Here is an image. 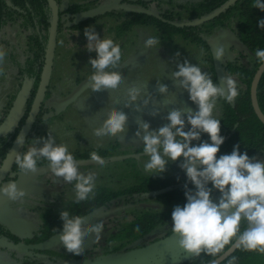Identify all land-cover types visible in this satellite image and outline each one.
<instances>
[{
    "label": "clouds",
    "instance_id": "1",
    "mask_svg": "<svg viewBox=\"0 0 264 264\" xmlns=\"http://www.w3.org/2000/svg\"><path fill=\"white\" fill-rule=\"evenodd\" d=\"M253 7L264 12V0H254ZM257 27L264 29V19H257ZM84 36L87 39L86 51L96 54L88 62L93 69L89 80L92 91L110 95L118 93L124 77L109 69H116L121 63L120 45L111 38H101L93 26L85 28ZM159 45L160 40L155 36L144 40L146 49ZM4 55L0 51V60ZM213 55L217 61L221 60L225 55L224 46H217ZM176 56L179 57L180 53L177 52ZM255 57L264 66V49L256 50ZM176 69L167 74L163 72L165 79L173 83L175 92H169L163 80L156 81L159 95L167 104L173 105L164 117L168 123L153 129L150 123L138 121L135 132L147 157L142 164L145 173L150 177L161 176L169 162L179 161L187 182L193 185L194 190L185 185L186 203L176 206L171 213L172 232L178 237L179 246L190 254L203 252L214 257L233 243L245 251L264 253V161L250 158L247 152L241 153L239 144L230 154L217 156L225 140L221 135V121L214 116L217 100L222 98L229 103L234 102L239 94L237 81L232 76H223L214 83L207 72L188 59L177 62ZM185 92L196 111L180 104L178 95ZM124 101L126 108L142 101V105L135 108L137 112L152 102L153 117L161 111L152 96L142 93L138 87L130 88ZM127 122L128 115L124 111L113 110L102 124L93 128V135L98 140H123L129 131ZM203 134H207L210 142L201 139ZM25 142L23 133L17 135V145L23 148ZM41 161L46 162L53 177L68 184L74 182V203L94 197L98 177L91 172H80L79 161L69 151V146L57 143L50 132L46 137L31 139L27 150L15 156V164L25 175L35 174ZM90 161L101 168L106 163L95 151L90 154ZM214 191L220 194L218 201L211 198ZM25 195L17 183H0V200L21 201ZM60 219L59 242L68 253L77 257L85 242L93 235L99 238L104 227L102 222H98L85 229L83 219L70 215L67 210L61 211ZM242 220L247 224L243 231L240 229Z\"/></svg>",
    "mask_w": 264,
    "mask_h": 264
},
{
    "label": "trees",
    "instance_id": "2",
    "mask_svg": "<svg viewBox=\"0 0 264 264\" xmlns=\"http://www.w3.org/2000/svg\"><path fill=\"white\" fill-rule=\"evenodd\" d=\"M56 4H60L63 0H54ZM71 3L67 10H60V26L58 38L66 28L73 31L85 30L95 23L103 22V28L109 27L118 37H125L130 43V37L133 34L142 33V45L144 40L149 36H155L160 40V45L153 47L158 50L167 48L190 47L201 53L203 62V71L207 72L214 83H218L215 73L213 57L209 48V40L216 34L224 33L231 30L238 39L246 46V51L238 52L239 58L229 61L224 65L225 74L236 77L242 86H238L239 94L234 102L229 103L225 99L218 98L221 107V135L225 137L220 152L217 154H230L233 147L240 145L241 153L247 152L250 158H256L264 161V124L255 114L252 100L251 89L256 73L261 64L255 57L258 49H264V29L257 27V19H264V12L253 7L254 0H234V4L230 0H188L180 3L171 0L172 9L164 13L158 14L162 20L153 18L136 12L135 10H118L111 13L100 20L77 21L78 17L93 8L86 0H70ZM155 0H127L125 3L134 6H141L144 10H149L148 3ZM87 3V4H86ZM53 22V9L50 0H0V51L5 53L0 60V67L4 63L12 65L13 74L21 83L29 84L32 88L28 102L24 106L21 118L17 123V129L14 137L20 134L27 116L34 104L36 94L40 88L41 80L44 74L46 52L49 42L50 31ZM97 23V24H98ZM16 28L25 35V45L19 50L20 57L10 40V32ZM208 39H205V37ZM58 41V40H57ZM144 49H146L144 47ZM144 51V50H143ZM242 87V89H240ZM9 97L15 100L17 92L11 91ZM257 102L261 113L264 116V73L261 77L258 90ZM201 139L210 142L207 134H203ZM6 138H0V169L4 165L7 153L10 147L2 148L1 145ZM118 145H112L110 149L111 161L118 157ZM143 148L138 147L136 152L143 153ZM132 152L127 149L126 155ZM102 157L101 153L98 154ZM118 160V159H117ZM116 160V161H117ZM126 167L128 175L125 179L131 178V182L118 188H96L94 200L84 203L88 209L81 214H73L72 216H80L84 218L92 211L98 210L108 203L114 206L115 202L122 201L124 212L131 213L136 219L122 231L111 236V242L126 241L123 245H111L112 249L106 253V256L122 253L144 247L145 244L137 246L136 243L145 241V239L153 233L165 226L171 220V215H166L151 207V203L155 201L169 202L172 205L183 206L186 203L185 185L189 189L194 190L193 185L187 182L185 173L180 169L171 173L166 169L161 176H147L139 171L137 160L134 157L126 159ZM218 192L214 191V194ZM140 206H149L143 208ZM121 210V212L123 211ZM128 210V211H127ZM57 220H60L58 222ZM43 229L38 231V235L45 239H51L59 235L62 229V221L60 216L55 223H47ZM4 229L0 233V238L6 243L18 246L23 242L32 244L33 241L24 240L21 237L10 233V229L0 222ZM247 224L241 221L240 229L245 230ZM12 232V231H11ZM172 229L166 235H171ZM119 239V240H117ZM135 244V247H130ZM141 244V243H140ZM230 244L216 256H210L205 253L193 255L182 264H210L222 257L232 246ZM34 254L53 255L54 251H41ZM73 257L62 255L58 261H68ZM53 262V261H50ZM22 264H41L38 261L23 262ZM221 264H264V253L255 251H245L238 248L235 253L223 261Z\"/></svg>",
    "mask_w": 264,
    "mask_h": 264
},
{
    "label": "rangeland",
    "instance_id": "3",
    "mask_svg": "<svg viewBox=\"0 0 264 264\" xmlns=\"http://www.w3.org/2000/svg\"><path fill=\"white\" fill-rule=\"evenodd\" d=\"M54 2V0H51ZM67 0L61 1V3L58 5L59 9L62 11L64 9L65 2ZM113 0H104V3L111 2ZM171 1V0H170ZM182 1H188V0H175V2L180 3ZM71 1L69 0V4ZM113 3V2H112ZM107 6V5H106ZM149 11H153L154 13L161 12L164 13L168 10L172 9V6L169 5L166 1H155L148 3ZM130 7L125 5L124 9H129ZM80 21V17H78V20ZM104 24L103 22L95 24L93 27L95 28V31L100 35L101 38H111L115 43L121 44L124 39L118 38L117 33L113 32L109 27L103 28ZM10 40L13 41L15 44L13 46V49H15L18 53V57H20L19 50L21 48L23 49L25 45V35L20 31L19 28H16L12 30L10 33ZM86 44L87 39L84 36V31H73L71 28H66L60 35L57 41V47H56V59L53 73H52V80L49 82L51 83V90H52V104L55 106L59 104L64 99L71 97L75 93H78L77 87L79 84L84 82L87 79H90L92 74V68L91 65L88 63L89 58H95L96 54L89 53L86 51ZM142 53V61L137 64H129V68L132 69L136 68L138 70V74H131L127 72L125 75H121L124 77V83L122 84L120 91L118 93H113L110 95L108 92H100V96L96 98L91 106L89 105L87 107V113L84 114L83 117H79L77 115H71L67 114L66 119L73 120L76 123L77 131L79 134L84 135L86 142L94 143H101L103 140H98L93 135V128L98 127L100 124L103 123V121L107 118L109 112L113 110H121L124 111L128 115V122H127V128L129 131L123 138V143L126 145V150H130L132 153L127 156L134 157L137 160L139 171L142 172V174H145L149 176L147 173L143 171L142 164L145 160H147V157L143 153L136 152V149L138 147L143 148V145L141 144V141H139L135 137V132L138 128V121H146L150 123L151 127L153 129L159 128L163 125H165L167 122L164 117L167 116V114L172 110L173 105L167 104L163 97L159 95L158 89L156 86L157 80H163L162 82L165 83L168 88L169 92H175L176 89L173 85V83L170 80L165 79L163 72L165 71L166 74L175 71L177 62H183V60L188 59L193 64H198L202 70H203V62L201 58V53L198 52L194 48L190 47H181V48H167L163 50L158 49H143ZM179 52L180 56L177 57L176 53ZM236 57H240L239 54H237V51L232 52V62ZM227 62V58H224V65ZM165 63V64H161ZM13 68L12 65L9 63H4L0 67V104L4 101L7 93H10L12 89H14V85H12L13 81L15 80V75L13 74ZM225 76H231L229 74H225ZM236 81L238 86H242L239 83V80L236 79V77L232 76ZM146 84V85H145ZM132 87H138L140 88L142 93L151 95L154 99L155 103L160 105V114L156 117H153L151 113L153 112L152 102L149 103V106L146 108L141 109V111L137 112L135 111V108L139 105H142V101L137 102L136 105H132L131 107L126 108L124 97L127 94V91ZM242 89V87H240ZM239 92V90H238ZM178 100L180 104H182L186 109H191L193 112L196 111L195 105H193L188 98V94L185 92L183 94L178 95ZM221 107L219 105V102L217 100V107L214 112V116L217 119H220L221 117ZM4 116L0 113V122L3 120ZM68 123V122H67ZM72 128V127H71ZM57 130V128H56ZM58 131H61L59 133L62 135L64 141L65 138L72 139L74 142V137H72L70 126L63 125L62 128L58 129ZM59 135H57L58 137ZM60 137V136H59ZM61 137V138H62ZM120 138H107L106 140H116ZM122 140V139H120ZM62 141L59 140L57 143H61ZM64 143V142H63ZM122 143V144H123ZM102 144V143H101ZM136 146V147H135ZM120 163V164H119ZM121 165V166H120ZM122 163L121 159H118L117 161H111L110 164V173L105 170L104 168L96 167L95 170H93L94 175L98 177L97 183L105 184L111 188H118L122 185H126L130 183L131 178L125 179V175H121L122 171ZM179 165V161L176 163L169 162L167 165V169L171 173L177 172L178 169L177 166ZM126 176L128 175V170L126 167ZM36 197V196H34ZM214 201H218L220 198V194H214L211 197ZM51 197L45 198V200H50ZM121 202H115V205L112 206L109 210H106L104 213L98 212L94 213L93 215H90L83 219V227L87 229L90 225H93L98 222L108 221L109 223H106V226L108 228V233L106 232L104 235V231L101 232L103 235H99V238H97L95 235L90 237L88 241H91V245H89L80 253L78 258L70 259L68 261H57L56 263L48 261L46 257H40L37 258V260L41 264H112L110 261H108L110 258L116 257V255H109L106 256V253L112 249L111 245H119L120 243H124L126 241L122 242H111V236L119 234L123 228L128 226L130 223H132L136 217L132 215L131 213L124 212L122 207V201H125L124 199L120 200ZM151 207H153L155 210L162 212L166 215H171L173 209L177 205H172L169 202L164 201H155L154 203H151ZM8 201L7 200H0V209L6 211L8 209ZM143 208H147L149 206H140ZM26 209H21L20 216L27 222L30 226H34L32 221H39L43 214L46 212V210L37 208L32 210L30 212L29 206L24 207ZM121 210H123L121 212ZM100 217V219H99ZM109 217V219H108ZM105 218V220H104ZM171 220L169 223H167L165 226H162L158 230H156L153 235L147 237L145 241L136 243L137 246L144 245V247L150 246L154 243H157L168 236L166 235L168 231L171 230ZM30 234H20V237L25 238L24 240H27L26 238ZM105 237L108 238L109 242V250H106V242ZM119 240V239H117ZM141 243V244H140ZM87 244V243H85ZM104 247L105 250H104ZM135 247V244L130 246ZM141 247V248H144ZM138 248V249H141ZM138 249H133L130 251L123 252V254L132 252ZM28 251H31L28 249V247L25 248V246L22 244L20 246H14L12 244L6 243V241L1 240L0 241V264H22L23 262L29 261L33 262L32 254ZM51 251H54L55 253H61L65 254L71 257L73 256L71 253H68L60 244L59 238L57 241L52 245ZM32 252V251H31ZM121 254V255H123ZM195 254H190L186 252L183 248H181L178 244V238L173 240L170 244H168L166 247H164L162 250L157 251L155 253L149 254L147 256L138 258L136 260L130 261L126 264H182L184 261H186L189 257L193 256ZM119 256V255H117Z\"/></svg>",
    "mask_w": 264,
    "mask_h": 264
},
{
    "label": "flooded vegetation",
    "instance_id": "4",
    "mask_svg": "<svg viewBox=\"0 0 264 264\" xmlns=\"http://www.w3.org/2000/svg\"><path fill=\"white\" fill-rule=\"evenodd\" d=\"M86 1H87V3H89L90 5L93 6V8L89 10V11H92L94 9H98V8L103 7V6L109 5L116 0H113L111 2H107L104 4H103L104 0H86ZM134 1H136V0H134ZM155 1H159V0H155ZM230 1H231V3L234 4V0H230ZM125 2L116 11H118L120 9L125 11L126 9H124V6L127 5L130 7L129 9H127L129 11L135 10L136 12H143V8L141 6H134L131 4H127ZM168 3H169V5H171V1ZM116 11H114V12H116ZM114 12H112V13H114ZM155 13H157V12H155ZM109 14H111V13H109ZM109 14H106L104 16H100L97 18L89 19V20H94V21L100 20L101 18H103ZM97 23H95V24H97ZM228 31L229 30L225 31L224 33H221V34L219 33V34L225 35ZM118 38H120V37H118ZM121 38L124 39V41L120 44V48H121V52H122L121 63H120V65L117 66L116 69H109V70L110 71H118V73L120 75H125L129 71H130L129 73H131L133 75L134 74L137 75L138 70L136 68H134V69H132L131 67L129 68L128 66H129V64L137 65L142 61V53H143V49H144V47L142 45V33H141V31L137 32L136 34L134 33L133 37L132 36L130 37L131 38L130 43L125 39V37H121ZM233 51H236V50L232 49V52ZM224 58H227V57L224 56ZM55 59H56V52H55V57H54V62H53L54 64H55ZM53 69H54V66L52 68V72H51L49 82L52 80ZM92 72H93V70H92ZM43 76H44V74H43ZM42 80H43V78H42ZM42 80H41V83H42ZM89 80L90 79H87L78 85L77 91H79V92L75 93V94H79L77 99L70 106H68L66 109H64L63 111L57 110L58 104L55 106L52 104L51 83L50 84L48 83L47 90H46V93L44 96V100H43L42 106L40 108V112H39L35 122L33 123L29 133L25 137L26 142H25L23 148H22V146L17 145L15 143L16 137H14V133L17 129V123H18L19 119L21 118V114H22L23 110L21 111V114L18 117V119L16 120V122L12 126H10L5 131V133L1 136V137L6 138L3 145H1L2 148L10 147V150L7 153L4 165L1 168L2 170H0V183H4V184L12 183V182L17 183L18 187L20 189H22L26 195L23 198V200H21V201H12V202L8 201V206H7L8 209L6 211L0 209V211L7 212L9 215L16 216V217L22 219L23 221H25L20 216V214H22V213L18 214V216H17L14 214V211L15 210L21 211V209L24 210V209H26L24 207H27V206H29L30 212H32V210H34L36 208L38 210H40V209L46 210V212L43 214V216L41 217V219L39 221H32L34 223L33 224L34 226H30L26 222L29 226V231L24 233V234H30L29 236L27 235L28 237L26 239L33 241L34 243L25 244L23 242L22 244L25 246V248L30 246V245L42 244V243H44L50 239L49 238V239H45V240L40 241L41 239H44V238L40 237L38 235V231L42 230L44 227L43 225H45V221H44L45 219L48 220L47 223H50V224L55 223V220L60 216V213L62 210H67L70 213V215H73V214L77 215V214L84 213L88 209L87 205H86V207L84 206V203H86L88 201L92 202L94 200V197H95V194H94V197H91L88 201L80 202L78 204L74 203L73 202L74 182H73V184L64 183L62 181V179L53 177L51 175V173L47 174L45 176H42L40 178H37L33 181H27V182L21 183L19 181V177H18V174L21 171L19 170V168L15 164V156L18 152L27 150L31 139L37 138V137H46L47 133L50 132L52 135H54L56 137L57 142L59 140H61L62 141L61 143L64 142L69 146V151L73 154V156L79 162H91L90 161V154L93 151L97 152V154L101 153V155H102L101 158L106 161L104 167H102L105 169L103 171H107L108 173H110L109 171H110V164H111V156H110L111 146L112 145H118L119 148L117 149L118 150L117 154H118L119 158H116L113 161H116L117 159H121V163L123 164L121 175L122 174L125 175V173H126V159H127L126 151L127 150H126V145L123 143V140L116 139L113 141L112 140L108 141L105 139L103 142L101 141L102 144L101 143L92 144L89 141L86 142L84 135L79 134V132L77 131V126H76L75 121H73V120L70 121V120L66 119L67 114L77 115L79 117H83L84 114L87 113V107L89 105L91 106L92 102L100 96V92L94 93L92 91V88L90 87V84H89L90 83ZM12 85H14V89H12V90L17 92L16 98L24 86L29 87V89H30L29 95H28V99H29L32 88L29 84H27V82L21 83V81L15 77V80L13 81ZM38 92H39V90H38ZM38 92L36 94V97L38 95ZM16 98H15V100H16ZM15 100H14V102H15ZM14 102H13V100L10 99L9 94L6 96L4 101L1 102L0 113L2 116H4V118H3V120H1L0 126L2 125V123L7 118ZM27 102H28V100H27ZM31 110H32V108H31ZM30 112L27 116V120L24 124V127L22 128L20 133H23V131H24V128H25V126L28 122L29 116H30ZM63 125L70 126L72 137H74V140L76 142H74L72 139H68V138H65V141H64L62 135L59 134V133H61V131H58V129L62 128ZM56 128H57V130H56ZM57 135H59L60 137L59 136L57 137ZM92 163L93 164L88 165V166L79 167V171L82 173H85V174H87L89 172L94 174L93 170H95V168L99 167V166L96 165L94 162H92ZM45 166H47V164H46V162H43V161H41L38 164V167H45ZM99 168H101V167H99ZM99 187L111 188L105 184L97 183L96 188H99ZM34 196H36V197H34ZM47 197H51V199L48 201L45 200V198H47ZM111 207L112 206H110L108 203L106 206H103L98 210L92 211L89 215L85 216L82 219H85L86 217L93 215L94 213H98V212L104 213L106 210H109ZM7 213H5V214H7ZM32 213L34 214V212H32ZM99 219H100V217H99ZM108 219H109V217H108ZM104 220H105V218H104ZM57 221L60 222V220H57ZM102 223L104 225L102 232L104 231V235H105L106 232L107 233L109 232L108 228L106 226V223H109V222L103 221ZM2 229H4V226H2L0 224V233L2 232ZM11 231H10V233L12 234L14 231H12V232ZM16 235L20 237V234H16ZM101 235H103V233H101ZM108 238L109 237H107V238L105 237V242H106L105 246L107 248L104 247V250L106 248L107 251L109 250V242L107 241ZM22 239H25V238H22ZM0 240H4V239L0 238ZM90 242L91 241H88V240L85 242V243H87L86 249L89 245H91ZM22 244H20V245H22ZM20 245H18V246H20ZM119 245H123V242L120 243ZM48 251H51V249H49ZM34 253H36V252L34 251ZM121 254H123V252L122 253L120 252V253H117L114 255L117 256V255H121ZM62 255H65V254L56 253V255L55 254H53V255L47 254L46 255V254L40 253V254L32 255V257H33V260H37V258H40V257H46L48 259V261H53L54 263H56L59 259L62 258ZM74 258H78L80 260L79 256L78 257L75 256V257H73V259Z\"/></svg>",
    "mask_w": 264,
    "mask_h": 264
},
{
    "label": "water",
    "instance_id": "5",
    "mask_svg": "<svg viewBox=\"0 0 264 264\" xmlns=\"http://www.w3.org/2000/svg\"><path fill=\"white\" fill-rule=\"evenodd\" d=\"M51 1V0H50ZM126 0H116L113 3L103 6L98 9H94L92 11L86 12L80 16V21H87L89 19L97 18L100 16H104L106 14L112 13L119 9L121 5L125 2ZM160 1H166L170 2V0H160ZM52 9H53V22H52V27L50 31V36H49V42H48V47H47V52H46V61H45V68H44V76L42 83L40 85V89L38 92V95L35 99L34 105L32 107V110L30 112V116L28 119V122L24 128L23 135L26 137V135L29 133L33 123L35 122L39 112L40 108L42 106L44 96L47 90V86L49 83V79L51 76L52 68H53V62H54V57H55V52H56V47H57V40H58V33H59V26H60V9L56 2L51 1ZM69 0L65 2L64 9L67 10L69 8ZM143 14L147 16H151L153 18L162 20L159 14L151 12L149 10H144ZM224 46L225 48V55L227 59L230 61L233 60L232 58V49H235L238 52H244L246 51V46L238 39V37L234 34L233 31L229 30L225 35H220L216 34L212 39L209 40V48L213 57V62H214V67H215V73L218 79V82L221 77L225 76V71H224V56L222 57L221 60L217 61L214 58V51L217 46ZM264 73V66H260L258 69V72L256 73L254 82L252 84V89H251V100H252V105L255 111L256 116L258 119L264 124V116L261 113L258 102H257V90L258 86L261 80V77ZM29 87L24 86L20 93L18 94L7 118L5 121L2 123L0 126V137L5 133V131L12 126L18 117L21 114V111L23 110L27 100H28V95H29ZM79 94H75L71 97H68L61 103L57 105V110L58 111H63L66 109L68 106H70L78 97ZM93 164L92 162H79V167L83 166H88ZM39 170L35 174H22L21 172L18 174L19 181L21 183L27 182V181H33L37 178H40L42 176H45L47 174H50L49 169L47 166L45 167H38ZM0 221L4 223L5 225L8 226L9 229L14 231L16 234H24L29 231V226L28 224L23 221L22 219L5 214V213H0ZM178 238L174 233L171 236H168L167 238L154 243L150 246L125 253L123 255H119L113 258H110L108 261H110L112 264H126L130 261L136 260L138 258L147 256L149 254L155 253L157 251L162 250L164 247H166L168 244H170L173 240ZM58 235L49 239L48 241L39 244V245H30L28 246V249L31 251H47L52 248V245L57 241ZM1 241V240H0ZM86 244H84V247L82 251L85 249ZM238 248H236L234 245L219 259H217L215 264H221L223 261H225L227 258L232 256L235 251ZM81 251V252H82ZM73 255V254H72ZM74 256V255H73ZM210 264H213L210 263Z\"/></svg>",
    "mask_w": 264,
    "mask_h": 264
},
{
    "label": "crops",
    "instance_id": "6",
    "mask_svg": "<svg viewBox=\"0 0 264 264\" xmlns=\"http://www.w3.org/2000/svg\"><path fill=\"white\" fill-rule=\"evenodd\" d=\"M0 212H1V213H7V212H2V211H0ZM20 213H21L20 210H15V211H14V214L17 215V216H18V214H20ZM7 214H8V213H7Z\"/></svg>",
    "mask_w": 264,
    "mask_h": 264
}]
</instances>
